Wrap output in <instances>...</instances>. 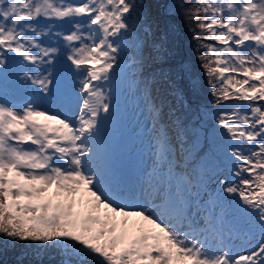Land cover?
I'll use <instances>...</instances> for the list:
<instances>
[{"label":"snow or ice","instance_id":"obj_1","mask_svg":"<svg viewBox=\"0 0 264 264\" xmlns=\"http://www.w3.org/2000/svg\"><path fill=\"white\" fill-rule=\"evenodd\" d=\"M0 0V256L29 264H264V0ZM182 11L213 107L172 136L155 91ZM47 43H44V41ZM202 49V51H201ZM67 61L70 63H62ZM195 97L201 82L182 64ZM70 76L77 82L73 83ZM124 83L154 121L141 179L106 128ZM230 161L237 180L219 175Z\"/></svg>","mask_w":264,"mask_h":264},{"label":"trees","instance_id":"obj_2","mask_svg":"<svg viewBox=\"0 0 264 264\" xmlns=\"http://www.w3.org/2000/svg\"><path fill=\"white\" fill-rule=\"evenodd\" d=\"M180 2L183 3V0H180ZM168 4H170V0H161V8L159 10L161 15L164 13L165 5ZM168 23L175 30L172 37L171 52L168 58L159 65L157 75H159L160 70H163L165 73L169 74L170 79L178 80V83L184 90V99L187 103L182 104L179 98L167 95L163 90L166 88L163 81H161V84L157 86L155 91L157 102L164 101L162 104L165 113L164 119L171 128V132L174 134L180 130L175 122H182L188 127H191L194 123L189 104H191L192 108L199 107L201 113H205L204 126L208 127V125L210 126L212 124V121L209 120L207 114H213L214 118L216 112H212V108L218 109L220 105L213 107V97L210 94L211 89L207 84L204 70L200 67L201 62L198 59V45L193 39L192 31H190V28L194 25L191 21L185 19L180 10H177L175 15L168 17ZM182 64L188 69L191 75L195 76L201 82V89L195 97L187 91L186 78L178 79V73L181 71L180 66ZM25 244H27V242H18L14 247H9L8 250L0 256V264L14 263L17 261L16 258L22 257L25 251H30L32 246L29 245L28 248H26ZM30 260L31 256L23 257V261L26 263H29ZM45 264H47V260H45Z\"/></svg>","mask_w":264,"mask_h":264},{"label":"rangeland","instance_id":"obj_3","mask_svg":"<svg viewBox=\"0 0 264 264\" xmlns=\"http://www.w3.org/2000/svg\"><path fill=\"white\" fill-rule=\"evenodd\" d=\"M74 2H78V0H75ZM16 259H18V258H16ZM5 261H7V260H5ZM7 264H9V263H7ZM11 264H17V261H15L14 263H11ZM23 264H29V263H26V262L23 261Z\"/></svg>","mask_w":264,"mask_h":264}]
</instances>
